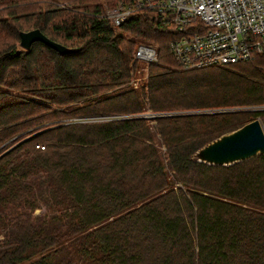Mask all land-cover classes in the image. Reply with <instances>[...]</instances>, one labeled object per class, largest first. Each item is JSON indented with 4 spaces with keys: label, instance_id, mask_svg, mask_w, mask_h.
Returning <instances> with one entry per match:
<instances>
[{
    "label": "trees",
    "instance_id": "trees-1",
    "mask_svg": "<svg viewBox=\"0 0 264 264\" xmlns=\"http://www.w3.org/2000/svg\"><path fill=\"white\" fill-rule=\"evenodd\" d=\"M123 1L0 0V264H264V155L192 159L262 119L249 108L264 106V52L184 70L158 14L111 22ZM35 29L73 51L24 49L20 33ZM137 39L158 57L133 89ZM148 106L222 110L152 127L135 117Z\"/></svg>",
    "mask_w": 264,
    "mask_h": 264
},
{
    "label": "built area",
    "instance_id": "built-area-1",
    "mask_svg": "<svg viewBox=\"0 0 264 264\" xmlns=\"http://www.w3.org/2000/svg\"><path fill=\"white\" fill-rule=\"evenodd\" d=\"M140 9L173 25L177 37L170 48L184 70L229 66L264 52V0H130L108 7L106 16L118 27ZM133 57L148 71L158 50L153 44H139ZM249 110L264 112V106Z\"/></svg>",
    "mask_w": 264,
    "mask_h": 264
},
{
    "label": "water",
    "instance_id": "water-1",
    "mask_svg": "<svg viewBox=\"0 0 264 264\" xmlns=\"http://www.w3.org/2000/svg\"><path fill=\"white\" fill-rule=\"evenodd\" d=\"M20 38V45L24 49H30L32 43L40 41L60 54L73 51L50 40L38 29L22 32ZM258 155H264V129L255 119L205 144L193 154L192 159L210 166L230 167Z\"/></svg>",
    "mask_w": 264,
    "mask_h": 264
},
{
    "label": "rangeland",
    "instance_id": "rangeland-1",
    "mask_svg": "<svg viewBox=\"0 0 264 264\" xmlns=\"http://www.w3.org/2000/svg\"><path fill=\"white\" fill-rule=\"evenodd\" d=\"M139 44H151V43L148 42V41L137 39L136 47ZM134 52H135V50H134ZM133 55H134V53H133ZM137 65H138L137 69L133 73V76H132V78L130 80L129 88H133V89L140 88V87H143L144 85L147 84L148 77H149V72L147 70L141 69L142 66H145V64L144 63H139ZM219 110H222V108L221 109L217 108V109H208V110H197V111H178V112H169V113H154V112H152V110L148 106L146 111L143 114H136L137 116H135V117H140V118L145 117V118H147L149 123L152 126V124L153 125L155 124L154 121H151L154 117L201 114V113L214 114V113L218 112ZM234 110H236V109H234ZM243 110H245V109H243ZM129 117H131V116H128V115L121 116V118H123V119L124 118H129ZM152 127H154V126H152ZM152 130H153V128H152ZM159 148H160L161 151H163V152L165 151V147L164 146H159ZM46 212H47V209L44 206H41L40 209L35 211V214H43V213H46ZM2 238L3 237L0 236V240Z\"/></svg>",
    "mask_w": 264,
    "mask_h": 264
}]
</instances>
